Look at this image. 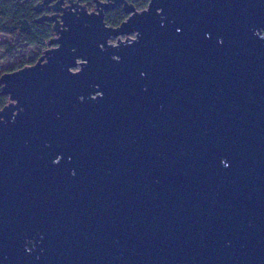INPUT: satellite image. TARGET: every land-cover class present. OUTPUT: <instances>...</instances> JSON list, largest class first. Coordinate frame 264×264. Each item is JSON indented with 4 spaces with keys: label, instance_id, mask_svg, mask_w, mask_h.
<instances>
[{
    "label": "water",
    "instance_id": "1",
    "mask_svg": "<svg viewBox=\"0 0 264 264\" xmlns=\"http://www.w3.org/2000/svg\"><path fill=\"white\" fill-rule=\"evenodd\" d=\"M80 1L0 75V264H264V0Z\"/></svg>",
    "mask_w": 264,
    "mask_h": 264
},
{
    "label": "trees",
    "instance_id": "2",
    "mask_svg": "<svg viewBox=\"0 0 264 264\" xmlns=\"http://www.w3.org/2000/svg\"><path fill=\"white\" fill-rule=\"evenodd\" d=\"M35 4L36 0H0V35L11 39L4 47V55L10 60L30 46H36L39 54H42L52 37L51 25L37 21L39 15L33 9ZM123 19L117 16L106 21V24L117 26ZM36 60L34 58L29 64H34ZM25 65L23 62L20 67Z\"/></svg>",
    "mask_w": 264,
    "mask_h": 264
},
{
    "label": "flooded vegetation",
    "instance_id": "3",
    "mask_svg": "<svg viewBox=\"0 0 264 264\" xmlns=\"http://www.w3.org/2000/svg\"><path fill=\"white\" fill-rule=\"evenodd\" d=\"M77 0H74L76 2ZM96 1H100L103 3L104 6H109V8L103 9L104 14V21L112 20L114 17L118 16L123 17V21L127 19L128 14L123 12L124 4L132 5L137 11H141L145 9L148 5L149 0H118V4H115L113 0H81L79 2L80 6H84L85 9L90 12H96ZM37 2V0H36ZM146 2L144 5H141V3ZM39 17L41 16L38 14ZM38 17V19H39ZM37 19V21H38ZM122 21V22H123ZM39 22V21H38ZM45 22V21H42ZM107 23V22H106ZM120 25V24H118ZM53 36V35H52ZM0 91H1V85H0ZM9 103V98L7 95L1 94L0 92V110L3 106Z\"/></svg>",
    "mask_w": 264,
    "mask_h": 264
},
{
    "label": "rangeland",
    "instance_id": "4",
    "mask_svg": "<svg viewBox=\"0 0 264 264\" xmlns=\"http://www.w3.org/2000/svg\"><path fill=\"white\" fill-rule=\"evenodd\" d=\"M131 37L133 35H130ZM124 40V37L121 38ZM11 39L7 36L0 35V75L5 72H12L18 70L22 67L21 64H26L25 66H30L31 60L34 58H38L41 54L38 52V48L36 46L28 47L24 52L20 55L14 56L11 60L5 57L4 55V47L10 42ZM110 43H115V39H111ZM47 44V43H46ZM48 47V45H46ZM46 47V48H47ZM18 67V69H16Z\"/></svg>",
    "mask_w": 264,
    "mask_h": 264
}]
</instances>
